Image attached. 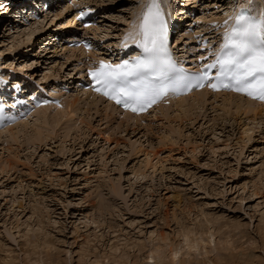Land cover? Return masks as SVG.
<instances>
[{"label": "rangeland", "instance_id": "obj_1", "mask_svg": "<svg viewBox=\"0 0 264 264\" xmlns=\"http://www.w3.org/2000/svg\"><path fill=\"white\" fill-rule=\"evenodd\" d=\"M97 1L93 32L110 51L137 32L142 0ZM233 1L164 0L195 14L172 41L193 48L198 31L216 41ZM2 3L0 86L72 85L80 52L52 41L71 7L60 4L26 42L11 27L14 5ZM86 95L62 93L46 119L33 111L0 134V264H264V114L207 94L185 114L125 120Z\"/></svg>", "mask_w": 264, "mask_h": 264}, {"label": "snow or ice", "instance_id": "obj_2", "mask_svg": "<svg viewBox=\"0 0 264 264\" xmlns=\"http://www.w3.org/2000/svg\"><path fill=\"white\" fill-rule=\"evenodd\" d=\"M229 19L232 25L215 59L199 72L186 73L170 53L167 20L155 0H150L137 25L135 43L141 53L118 64L100 60L98 67L89 69L94 90L133 112L145 111L169 92L204 86L264 101V13L252 16L247 9H239ZM212 69H216L214 76Z\"/></svg>", "mask_w": 264, "mask_h": 264}, {"label": "bare ground", "instance_id": "obj_3", "mask_svg": "<svg viewBox=\"0 0 264 264\" xmlns=\"http://www.w3.org/2000/svg\"><path fill=\"white\" fill-rule=\"evenodd\" d=\"M1 1H3V0H1ZM8 1L9 0H5V3H8ZM90 0H82V2L83 3H85V4H87V2H89ZM95 1H97V0H95ZM240 1H246V0H239V2ZM4 2V1H3ZM16 2V1H15ZM148 1H146L145 3H147ZM239 2H237V3H239ZM247 2V1H246ZM21 3V2H20ZM90 3V2H89ZM248 3H250V2H248ZM264 3V2H263ZM60 4H62L63 6H68L69 7V5L70 4H68L67 2H61ZM59 4V5H60ZM10 5V6H9ZM9 5H7L9 8L10 7H12V5H14V7H12V9H13V11L17 8V5L16 4H13V2H10L9 3ZM99 5V4H98ZM250 5H251V3H250ZM100 6V5H99ZM257 6V5H256ZM255 7V6H254ZM67 8V7H66ZM255 8H257V7H255ZM11 9V8H10ZM60 9V8H59ZM57 10V11H60V10ZM259 9V8H258ZM63 10H66V9H63ZM168 10H170V9H168ZM180 11L181 13L180 14H183V16H179L178 15V13H177V11ZM55 11V10H54ZM190 13L191 12V10H189L188 11V9H187V11L186 12H184L183 11V8H180V9H177V10H170L169 11V16L170 17H173V18H176L177 16H179L178 17V19L177 20H182V22L183 23H185L184 22V19L187 17L186 16V14L187 13ZM56 13V15H61V12H59V13H57V12H54V13H52V14H55ZM66 13V12H65ZM99 13V12H98ZM49 14L48 13H44V15H43V19L44 20H46L48 17H50V16H48ZM184 15H185V17H184ZM72 20H74L75 21V17L73 16L72 17ZM74 21H71V22H74ZM39 22V21H38ZM38 22H34V23H31V24H36V23H38ZM70 22V21H69ZM69 22H67V24H69ZM31 24H29V27H27L29 30H27L25 27H23L22 28V30H19V28L17 27V29L19 30V33L21 32H23L24 34H26V35H28L27 37H25L26 38V42H29V41H31V40H33V39H35V37L37 36V33L39 32V31H41L43 28L40 26V23H38L37 25H36V27H32V25ZM97 26V25H96ZM93 28H95V26L93 25V24H90V26L88 27V29H90V30H94ZM24 29H26V30H24ZM224 29V26H223V28H222V30ZM71 30H68V31H65V32H70ZM22 33V34H23ZM59 33V32H58ZM58 33H56V34H58ZM198 33V32H197ZM21 34V35H22ZM181 35V34H180ZM179 35V36H180ZM55 36V35H54ZM194 36V35H193ZM133 37V36H132ZM124 40H126V39H124ZM121 45V44H120ZM72 48H74V47H72ZM72 50V49H71ZM80 51H81V49H79ZM75 52H76V50H75ZM79 52V51H78ZM82 52V51H81ZM44 77V76H43ZM30 79H31V77H30ZM81 89V88H80ZM79 90V89H78ZM83 92H84V94H88V95H86V96H90V93H91V98H95V100L97 99L99 102H104V100L102 99V98H98V97H95V96H93V93L90 91H88V90H85V89H81ZM77 91V90H76ZM86 92V93H85ZM210 93V97L212 98L213 97V99H217L218 100V98H220L222 101H223V104H231V103H236V104H238V107L241 105V103H243L244 105H242L243 106V108L245 109V111H247V112H249V111H253L254 113H256V114H264V103H260V102H255V101H251V100H249V99H246L244 96H238V95H234V93H232V92H223V93H219V92H215V93H211V92H209L207 89L206 90H201V91H196V92H193V93H190V95H188V96H183V98H175V99H173L172 100V102H171V104L170 105H172V106H169V107H164V106H158L157 108H155V109H153V110H150L151 112H153V113H151V114H147V115H141V116H134V115H131L130 113H127V112H125L124 114L126 115V116H128V118L127 119H125V120H128V119H135V120H140L141 121V119H143V118H146V117H149L150 115H152V117H158L159 116V114H161V115H165V116H167L168 115V112H169V110L168 109H170V108H174V107H176V108H178V110H180V112H183V111H185V110H187L186 108H188V107H190V105L192 104V106H194V105H204L205 104V101H206V99H208L207 98V94H209ZM214 101V100H213ZM70 103H74V102H70ZM76 104V103H75ZM74 105V104H73ZM72 105V106H73ZM71 106V105H70ZM237 106V105H236ZM251 106V107H250ZM52 107V106H51ZM113 106L109 103V102H107V103H105V110H107L108 108H112ZM41 108V107H40ZM47 108H50V104H48V106H44V107H42L41 109H36V110H33V111H37V110H39L38 112H39V114H41V111H44V114L45 115H43V117L46 119L47 118V112L45 111ZM115 110H116V108L115 107H113ZM112 108V109H113ZM192 108V107H191ZM58 109V108H57ZM56 109V110H57ZM35 113V112H34ZM33 113V114H34ZM184 114L186 113V112H183ZM182 113V114H183ZM32 114V115H33ZM180 114V113H179ZM183 114V115H184ZM31 115V116H32ZM49 115V114H48ZM30 116V117H31ZM164 116V117H165ZM27 120H28V118H27ZM28 122V124H29V121H24V122H22V123H25L24 124V126L25 125H28V124H26ZM129 122V121H128ZM19 124H21V123H19ZM18 124V125H19ZM17 125V123H15V124H13L12 126H8V127H5V129L4 130H1L0 131V134H2V133H8V132H10V133H14V131H15V129H17L16 127L18 126ZM22 126V125H21ZM26 127V126H25ZM21 128V127H20ZM26 129V128H25ZM21 130H23L22 128H21ZM19 131V130H17V134H20L21 132H24V131ZM26 131V130H25ZM35 131V130H34ZM39 132V134L36 136V137H39L40 136V131H38ZM37 132V133H38ZM35 133V132H34ZM35 135V134H34ZM35 137V138H36ZM149 164V163H148ZM213 234H211V236H212ZM115 250H117V249H115ZM176 252V251H175ZM172 253H173V251H172ZM153 254H154V251H151L150 252V254H149V256H148V258H150V259H153L152 257H153ZM156 254V253H155ZM172 257V256H171ZM174 257V258H173ZM173 260L174 259H176V257H177V252L176 253H174L173 254Z\"/></svg>", "mask_w": 264, "mask_h": 264}]
</instances>
